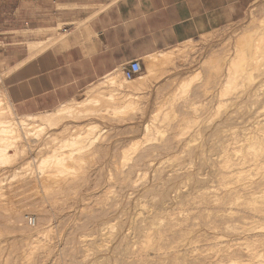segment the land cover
Masks as SVG:
<instances>
[{
  "label": "rangeland",
  "instance_id": "rangeland-1",
  "mask_svg": "<svg viewBox=\"0 0 264 264\" xmlns=\"http://www.w3.org/2000/svg\"><path fill=\"white\" fill-rule=\"evenodd\" d=\"M104 1L0 0V89L6 57L25 53L28 40L47 39L64 30L68 33L64 43L57 45L67 47L70 40L89 39L86 25L92 14L87 13L85 17V11L100 10L104 4L99 3ZM252 18L254 23L264 18V0L251 4L237 22L191 39L193 48L175 58L162 76L150 81L139 96L140 104L138 101L126 117L111 112H102L103 117L92 113L94 116L63 119L61 125L34 140L23 138L21 144L25 151L19 152L10 164L0 166L1 179L18 172L17 168L24 162L31 163L28 173H21L18 181L11 177L14 180L4 186L9 195L0 199V264H176L178 255L183 264H196V261L217 264L223 258L228 260L229 255L225 253L228 248V251L233 249L238 234L252 227L257 230L264 223V143L256 142L264 138V64L253 67L252 79H240L235 89L224 94V67L205 61L213 54H221L222 47L231 44L238 32L251 28ZM140 60V74L147 73L146 57ZM116 68L121 74L120 66ZM196 72L198 75L186 94L184 91L180 94L174 82ZM89 87L73 99L81 100ZM172 92L179 95L173 97ZM161 101L166 102L163 107ZM154 115H157L156 127L145 137L144 125L150 124L147 122ZM90 123L97 125L95 141L73 152L68 162L70 172L64 176L46 172L48 180L45 173L39 176L34 158L61 145L66 133L61 130L63 124H68V129L78 128L79 124L87 127ZM249 150L254 151V156ZM259 155L262 161L258 160ZM229 164L236 168L232 169ZM240 164L245 166L244 170ZM230 176L236 180L242 178L237 182ZM233 189L236 193L231 192ZM251 190L257 194L252 195ZM216 195L219 197L214 198ZM247 196L255 198L249 200ZM238 205L242 206L238 207L239 211L235 207ZM208 209L211 211L206 214L204 211ZM239 213L246 218L242 219ZM28 216L34 217V225L28 224ZM239 226L241 230L244 227L242 231Z\"/></svg>",
  "mask_w": 264,
  "mask_h": 264
},
{
  "label": "bare ground",
  "instance_id": "bare-ground-1",
  "mask_svg": "<svg viewBox=\"0 0 264 264\" xmlns=\"http://www.w3.org/2000/svg\"><path fill=\"white\" fill-rule=\"evenodd\" d=\"M106 5H104L101 9H103ZM100 9V10H101ZM96 13V12H95ZM251 14V12H250ZM94 16V15H93ZM90 19V18H89ZM88 19V20H89ZM252 22L254 23L253 21V18H252ZM58 27V26H57ZM56 27V28H57ZM251 27V26H250ZM86 28H87V31H88V34H89V29L86 25ZM67 30H64V32H59L57 33L58 35H55L53 37H48L47 39H36V40H28L27 41V50H28V58H31L32 56H35L36 54L42 52L43 50L49 48V47H53L57 44H63L64 43V39L66 37V35L68 33H66ZM87 33V32H86ZM192 40H186L178 45H175L171 48H168L166 50H161V51H157V52H154L152 54H149L148 56H146V62H145V66H146V70H147V73H143V74H140L138 77L136 78H133L131 80H126L122 77V75L118 72V69H114L113 71H111L110 73L106 74L104 77H102L100 80H98L97 83H94L92 85H90V87L83 93L84 94V97L81 98V100H76V99H71L67 102H64L62 104H60L57 108L51 110V111H47V112H41V113H37V114H28V115H18L14 112V108H12L9 100L7 99V96L5 94V91L3 89H0V166H5V165H8L10 164L11 162H13L15 159H16V156L18 155V153L20 152H24L25 151V146L23 144H21V141L23 138H27L29 139L28 137H32V139L34 140L35 138H39L40 136H42L43 134H47L48 133V129H55V127L59 126L58 124L60 122H62L63 119L67 120V119H75V118H81L83 116H86L88 117L89 115H91L92 113H94V115H102V117L104 116V113L102 112H111L112 114L114 115H118V114H121L119 116H123L124 115H128L129 113H132L134 107H137V104L139 103L140 104V101L138 100L140 97L139 96H142L140 95L142 92H144L143 90L145 88H148V84L151 83L150 81L154 78H158L161 74L162 76V73L165 71L166 72V68L167 66L169 65H172L174 63V59L177 58V57H180V56H183V54H185V52L189 49V48H193V44H192ZM222 47V46H221ZM192 50V49H191ZM220 53L222 54H218L219 56L221 55V57L219 58V56L216 54V55H211L206 61L205 63L207 64V62H217V64H220L222 65V67H224V74H223V78H222V85H223V93L225 94V92L227 93L229 90L231 92V89L234 87L235 89V86L237 84V82L241 79H248V78H251V75H252V71L254 70V66H259V64L261 65L262 63L264 64V18H261L259 19V21L255 22L254 25L252 24V27L249 28L247 27V29H244L242 30L240 33L238 32V34L236 35V37H234V40L231 44H225L223 47H222V52L220 50ZM220 59H218V58ZM183 59V58H182ZM219 60V61H218ZM262 62V63H261ZM214 66V65H212ZM263 66V65H262ZM4 75L6 73L3 72ZM198 75V72L194 73V74H190L186 77H182L180 78L177 82H174L177 84V87H176V90L182 94L183 91L185 92L186 94V91H188L191 83L193 82V80L195 79V77ZM252 79V78H251ZM251 81V80H250ZM241 82V81H240ZM235 85V86H234ZM237 87V86H236ZM146 90V89H145ZM177 92H172L171 96L173 97H176L175 95H179V93ZM228 94V93H227ZM184 95V94H183ZM182 95V96H183ZM165 96V95H164ZM167 101V95L165 97ZM144 99V98H143ZM139 101V102H138ZM138 102V103H137ZM163 104H162V107L163 105L166 103H164L163 101H161ZM108 104L107 106L108 107H105L104 108H101L103 105H106ZM101 106V107H100ZM161 106V104H160ZM160 107V109L162 108ZM136 110H138L137 108H135ZM110 113V114H111ZM93 115V114H92ZM93 115V116H94ZM122 116V117H123ZM124 116V117H126ZM90 117V116H89ZM157 120V115H154V116H151L150 117V121L147 122V123H150V124H145L144 125V136L145 137H148L149 133H150V130L152 128H155L156 127V122ZM64 121V120H63ZM61 125V123H60ZM87 125V124H86ZM63 126L66 128H61L62 132H66L64 134V137L62 139V142H61V145L56 147H52V150L51 152H46L48 154L46 155H42L40 156V158H34V161H36V165H35V170L36 172L40 175L44 174L45 173V176H46V179L48 180V175L50 172H55V173H58L59 175L61 174L62 176L64 175H67L68 172H70L69 170V167L70 165L68 164V162L70 160H72V156L74 155V151L76 150H80L82 149V145H90V144H93L94 141H95V137H96V132L95 130L97 129V125L94 124V123H90L87 125V127L84 125V129L82 128L81 124L78 125V128L75 127H72V128H68L66 126H68V124L64 125ZM81 126V127H79ZM63 135V133H61ZM261 138V137H259ZM256 140V139H255ZM258 140V138H257ZM260 140V139H259ZM264 143V138L261 139L260 141H256L257 143L258 142H262ZM253 143V142H252ZM251 144V143H250ZM255 145V143H253ZM252 144L253 146V149H254V145ZM259 144V143H258ZM133 146L137 145V142L134 141V144H132ZM257 145V144H256ZM264 145V144H263ZM84 147V146H83ZM54 148V149H53ZM251 146L248 148L250 149ZM256 148V146H255ZM258 149V148H257ZM260 149V148H259ZM258 149V150H259ZM257 150V152H258ZM250 151V150H249ZM260 151V150H259ZM262 151V150H261ZM251 154L253 155L254 151H250ZM249 152V153H250ZM264 152V151H263ZM262 153V152H261ZM41 155V154H40ZM258 155V154H257ZM254 156V155H253ZM74 158V157H73ZM259 158L258 160H261L263 157L259 155ZM240 159V158H239ZM253 158H251L252 160ZM255 160V158H254ZM257 159L256 161L259 162ZM240 161V160H239ZM247 161V160H246ZM246 161L244 164H246ZM262 161V160H261ZM264 161V160H263ZM244 162V161H243ZM243 162H242V165H243ZM249 162V160H248ZM255 162V161H254ZM235 163V162H234ZM250 163V162H249ZM249 163L247 165H249ZM260 165L262 162H259ZM252 164V163H251ZM254 164V163H253ZM257 164V163H256ZM246 165V166H247ZM259 165L260 169L262 170V167ZM264 165V164H263ZM229 166L232 168V164ZM229 166L227 168H229ZM241 166V164H240ZM30 167H31V163L29 161H26L24 162L19 168L22 169V171L20 172L19 171V168H17V171L18 172H14V174H11L10 176L8 177H4V178H1L0 179V199L6 197V194H8L7 189L4 188V186H6L7 184H9L10 181H13L14 179L13 178H20L22 177L23 175V172L24 173H28V171L30 170ZM235 167V166H234ZM233 167V168H234ZM242 167V166H241ZM248 167V166H247ZM72 168V167H71ZM70 168V169H71ZM226 168V169H227ZM232 168V169H233ZM236 168V167H235ZM240 168V167H239ZM245 168V166H244ZM244 168L242 167V170H244ZM254 168V167H253ZM230 169V168H229ZM250 169V168H249ZM255 169V168H254ZM258 169V166L256 168V170ZM259 169V170H260ZM236 170V169H235ZM247 170V168H246ZM258 170V171H259ZM47 172V174H46ZM49 172V173H48ZM228 172V171H227ZM230 172V171H229ZM228 172V173H229ZM233 172V171H232ZM235 172V171H234ZM239 172V170H238ZM243 172V171H241ZM245 172V171H244ZM264 172V171H263ZM262 172V173H263ZM22 173V175H21ZM228 173L227 176H228ZM231 173V172H230ZM249 173V172H247ZM255 173V172H254ZM260 173V172H259ZM261 173V175H262ZM54 173H52L53 175ZM223 174V173H222ZM225 174V175H226ZM233 174V173H232ZM238 174V173H237ZM241 174V173H239ZM251 174H252V171H251ZM236 175V174H235ZM5 176V175H4ZM43 176V175H42ZM56 176V175H55ZM61 176V178H62ZM223 176V175H222ZM242 176V175H241ZM244 176V174H243ZM249 176V174H248ZM13 177V178H11ZM224 177V176H223ZM238 177V175H237ZM246 177V176H244ZM243 177V178H244ZM259 177V176H258ZM41 178L42 180V177H39ZM44 178V177H43ZM54 178V177H53ZM53 178H50L54 181ZM199 180H200V177H198ZM222 178V177H221ZM231 178V176L229 177ZM233 178V177H232ZM231 178V180H232ZM235 178V177H234ZM234 178L232 181H234ZM239 178H242V177H239ZM238 178V179H239ZM8 179V181H7ZM45 179V178H44ZM228 179V177H227ZM237 179V180H238ZM251 179V178H250ZM255 179V178H254ZM264 179V177H263ZM19 180V179H18ZM17 180V181H18ZM52 180H49V181H52ZM236 178H235V181H237ZM241 180H244L245 179H241ZM247 180V179H246ZM20 181H22V179H20ZM39 181V180H38ZM57 181V179H56ZM197 181V180H196ZM227 181V180H226ZM231 181V182H232ZM244 181L243 184H244ZM42 182H46V180L42 181ZM55 182V181H54ZM220 182H223V181H220ZM230 182V181H229ZM228 182V183H229ZM238 182V181H237ZM236 182V183H237ZM224 183V182H223ZM233 183V182H232ZM232 183H230L232 185ZM256 183H258L256 181ZM248 183L245 182L244 185H247ZM251 184V183H250ZM249 184V186H250ZM255 184V182H254ZM223 185V184H221ZM225 185V184H224ZM230 185V186H231ZM234 185V184H233ZM238 186V185H237ZM237 186H235L237 188ZM248 186V187H249ZM210 187V186H209ZM240 187V185H239ZM241 187L242 184H241ZM247 187V186H246ZM244 187V188H246ZM251 187H253L251 185ZM199 188V187H198ZM202 188V187H201ZM199 188V189H201ZM205 187L204 186V190H205ZM223 188H225L223 186ZM255 188V187H254ZM239 189V188H238ZM243 189V188H242ZM248 189V188H247ZM263 189V188H261ZM231 190V189H230ZM235 189H233V191H231L232 193H236L234 192ZM241 191V189H239ZM255 190V189H254ZM257 190V188H256ZM260 190V189H259ZM210 191V189H209ZM229 191V190H228ZM228 191L226 192L227 194ZM243 191V190H242ZM247 191V190H246ZM252 191V190H251ZM201 192H203L201 190ZM224 192V191H223ZM230 192V191H229ZM238 192V191H237ZM253 192V191H252ZM251 194L254 195L255 192H253ZM263 192H264V189H263ZM216 194V193H215ZM225 194V193H224ZM257 194V193H255ZM207 195V194H206ZM213 197L214 195L211 194ZM222 195V194H221ZM226 195V194H225ZM234 195V194H232ZM239 195V194H237ZM235 195V196H237ZM244 195L243 197H245V194H242ZM241 195V196H242ZM247 195V194H246ZM258 195H260L258 193ZM257 195V197H258ZM263 195V194H262ZM261 195V196H262ZM204 196V195H203ZM210 196V195H209ZM234 196V198H235ZM240 196V197H241ZM255 196V195H254ZM208 197V196H207ZM219 196L216 195V197L214 198H218ZM223 197V195H222ZM221 197V198H222ZM231 197V196H230ZM229 197V198H230ZM249 196H247L248 198ZM220 198V199H221ZM228 198V195L227 197ZM238 198V197H237ZM246 198V200H247ZM250 198V199H249ZM248 199L249 200H254V198L252 199L251 196L249 197ZM259 198V197H258ZM206 199V198H204ZM233 199V197H232ZM264 199V195H263V198ZM212 200V199H211ZM218 200V199H217ZM236 200V199H235ZM207 201V200H206ZM213 201V200H212ZM211 201V202H212ZM222 201V199H221ZM234 201V200H232ZM239 201V200H238ZM243 201H244V198H243ZM248 201V200H247ZM257 201H260L257 200ZM263 201V200H262ZM208 202V201H207ZM214 202V201H213ZM222 202H225L224 199ZM222 202H219V205H221ZM227 202V200H226ZM231 202V201H229ZM236 202V201H235ZM246 202V201H245ZM255 202V201H254ZM261 202V201H260ZM237 203V202H236ZM235 203V205H236ZM241 203H242V199H241ZM256 203V202H255ZM259 203V202H257ZM264 202H262L263 204ZM203 204V203H202ZM239 204V203H237ZM248 204V203H247ZM247 204H245L247 206ZM253 204V202H252ZM261 204V205H262ZM207 205V204H205ZM209 205V204H208ZM227 206V204H225ZM225 205H222V206H225ZM230 205V204H228ZM234 205V204H233ZM231 205V206H233ZM244 205V206H245ZM250 205V204H249ZM210 206V205H209ZM212 207H214L213 205H211ZM216 206V204H215ZM257 206H260V205H257ZM257 206H251L252 207H257ZM264 206V204H263ZM262 206V207H263ZM211 207V208H212ZM219 207V206H218ZM234 207V206H233ZM232 207V208H233ZM236 208H240L242 206H235ZM206 208V207H205ZM204 208V210H205ZM229 208V207H228ZM227 208V209H228ZM239 208L237 209V211H239ZM245 209V207H243ZM242 208V210H244ZM250 209V207H248ZM259 208V207H258ZM261 208V207H260ZM203 209V208H202ZM210 209V208H209ZM204 211V212H207L206 214H208V211ZM255 209V208H254ZM217 210V209H216ZM225 210V209H224ZM230 210V214H231V209H228ZM236 210V209H235ZM262 210V208H261ZM261 210H259L261 212ZM201 211V212H202ZM211 211V210H210ZM209 211V212H210ZM212 211H215L212 210ZM218 213H219V210H217ZM217 211L216 214H217ZM248 210L246 209V212ZM257 212L255 213H258V210L256 209ZM200 212V213H201ZM225 212V211H224ZM241 212V210H240ZM251 211H249L250 213ZM253 212V213H254ZM199 213V212H198ZM223 212H221L222 214ZM228 213V212H227ZM233 213V211H232ZM248 213V214H249ZM203 214V213H202ZM211 214V213H209ZM215 214V215H216ZM224 214V213H223ZM241 214V213H239ZM244 214V213H243ZM252 214V213H251ZM205 215V214H204ZM213 214L209 215L211 217ZM219 215V214H218ZM235 215V213H234ZM232 214V216H234ZM238 215V213H237ZM242 215V214H241ZM240 215V216H241ZM209 216H206V217H209ZM221 216V215H220ZM225 216V215H223ZM229 216V215H228ZM256 216V215H255ZM198 217V216H197ZM196 217V218H197ZM203 217V215H202ZM222 217V216H221ZM230 217V216H229ZM242 219L246 218V216H243L242 215ZM250 217V216H249ZM253 217V216H252ZM27 218V217H26ZM226 218V217H225ZM231 218V217H230ZM234 218V217H233ZM241 217H239L240 219ZM256 218V217H255ZM258 218V217H257ZM195 218H193L194 220ZM232 219V218H231ZM230 219V220H231ZM237 219V218H236ZM250 218H248L249 220ZM180 220V219H178ZM183 220V219H182ZM207 221L209 220L206 219ZM228 220V221H230ZM241 220V219H240ZM255 220V219H254ZM190 221V220H189ZM195 221V220H194ZM207 221H204L205 223ZM210 221V220H209ZM209 221H208V224H209ZM245 221V220H244ZM175 222H179V221H175ZM187 222V221H186ZM201 222V221H200ZM203 222V221H202ZM212 222V221H211ZM210 222V223H211ZM214 222V221H213ZM233 222V221H232ZM231 222V223H232ZM235 222V221H234ZM239 222V221H238ZM236 222V223H238ZM260 222H261V218H260ZM191 225L193 224V222H190ZM188 223V226L189 224ZM204 223V224H205ZM218 223V222H217ZM246 223V221H245ZM244 223V224H245ZM253 223V222H252ZM33 225L35 224V219H34V223H32ZM31 224V225H32ZM181 224V223H180ZM179 224V225H180ZM195 224L197 225V223L195 222ZM195 224H193L194 226H196ZM202 224V223H201ZM239 224L242 225V223L239 222ZM176 225V223H175ZM184 225V224H183ZM185 225H187L185 223ZM207 225V224H206ZM211 225V224H209ZM208 225V226H209ZM217 225V224H216ZM214 225V226H216ZM221 225V222L218 226ZM224 225V224H223ZM235 225V223H234ZM233 225V226H234ZM178 226V225H177ZM175 226V227H177ZM198 226V225H197ZM248 225H246L247 227ZM181 227V226H180ZM192 228V226H190ZM204 227V226H203ZM211 227V226H210ZM209 227V228H210ZM224 227V226H223ZM221 227V228H223ZM227 227V226H226ZM231 227V226H230ZM240 227V230H241V226ZM195 228V227H194ZM207 228V227H206ZM213 229V227H211ZM244 227H242V230H243ZM250 228V227H248ZM259 228V229H258ZM220 229V228H219ZM226 229V228H225ZM228 229H231V228H228ZM247 229V228H246ZM177 230V229H176ZM215 230V228L213 229ZM218 230V229H217ZM222 230V229H221ZM233 230V229H232ZM231 230V231H232ZM241 230V231H242ZM253 230H256V227L255 229L252 227L250 230L248 229L246 232H240L238 235L239 237H237V239H235V243L233 244V249H231V251H228L227 249V252L229 253H225V255H229V259L226 260V262H222V261H225L223 260L224 258L221 256L222 254H220V256L223 258L221 262H217V264H264V223L260 226L257 227V230L256 231H253ZM186 231V234H188L187 230ZM195 231V230H194ZM230 231V232H231ZM245 231V230H244ZM178 232V231H177ZM176 232V233H177ZM190 232V231H189ZM220 232V231H219ZM183 233V232H182ZM199 233V232H198ZM202 233V232H201ZM222 233V232H221ZM228 233V232H227ZM237 234V233H236ZM242 234V235H241ZM201 235V234H200ZM205 235V234H204ZM209 235V234H208ZM212 235V234H211ZM214 235V234H213ZM199 237V236H198ZM201 237V236H200ZM208 237V236H207ZM219 237V235H218ZM28 238V237H27ZM216 238H217V235H216ZM221 238V236H220ZM223 238V237H222ZM225 238V237H224ZM232 238V237H231ZM31 239V238H30ZM205 239V237H204ZM201 240V238H200ZM207 240V239H206ZM217 240V239H216ZM228 240V239H227ZM226 240V242H227ZM205 241V240H204ZM213 241V240H212ZM200 242V241H199ZM208 242V241H207ZM206 242V243H207ZM220 242V241H219ZM205 243V245H206ZM209 243L210 240H209ZM221 243V242H220ZM223 243V242H222ZM31 244H33V242H31ZM214 246L215 243H213ZM224 244V243H223ZM222 244V245H223ZM212 245V244H211ZM227 245V244H226ZM230 245V244H229ZM218 246V244H217ZM210 248H212V246H209ZM208 247V248H209ZM220 247V246H219ZM214 248V247H213ZM217 248V247H216ZM215 248V249H216ZM224 248V247H223ZM221 249V248H220ZM209 250V249H208ZM214 251V249H211ZM210 250V251H211ZM206 251V250H205ZM204 251V253H205ZM218 250H216L217 252ZM226 251V250H225ZM194 252V251H192ZM191 252V253H192ZM207 252V251H206ZM190 253V254H191ZM218 253V252H217ZM184 253L182 252V255ZM189 254V255H190ZM208 254H210L208 252ZM178 255V254H177ZM188 255V254H187ZM197 255V254H196ZM202 255V254H201ZM204 255V254H203ZM224 255V254H223ZM200 256V255H199ZM210 256V255H209ZM212 256V255H211ZM210 256V258H211ZM215 256V253L213 254V258ZM185 257V256H184ZM195 257V256H194ZM198 257V256H197ZM201 257V256H200ZM205 257V256H204ZM207 257V256H206ZM219 257V256H218ZM191 258V257H189ZM175 259V258H174ZM204 259V258H203ZM218 260V258H216ZM181 256H177L176 257V264H183ZM190 261H192L191 259H189ZM199 260V259H198ZM206 260V259H205ZM220 260V258H219ZM195 262V261H194ZM193 262V263H194ZM204 262V261H203ZM215 263V261H214ZM213 263V264H214ZM196 264H197V261H196ZM205 264H212V261H206ZM216 264V263H215Z\"/></svg>",
  "mask_w": 264,
  "mask_h": 264
},
{
  "label": "crops",
  "instance_id": "crops-1",
  "mask_svg": "<svg viewBox=\"0 0 264 264\" xmlns=\"http://www.w3.org/2000/svg\"><path fill=\"white\" fill-rule=\"evenodd\" d=\"M255 1L105 0L85 11L89 39L6 57L1 87L18 115L51 111L121 64L237 22Z\"/></svg>",
  "mask_w": 264,
  "mask_h": 264
},
{
  "label": "built area",
  "instance_id": "built-area-1",
  "mask_svg": "<svg viewBox=\"0 0 264 264\" xmlns=\"http://www.w3.org/2000/svg\"><path fill=\"white\" fill-rule=\"evenodd\" d=\"M119 69L124 79L131 80L140 74L142 70V63L139 58H135L124 64H121ZM27 222L28 224L34 223V217L28 216Z\"/></svg>",
  "mask_w": 264,
  "mask_h": 264
}]
</instances>
